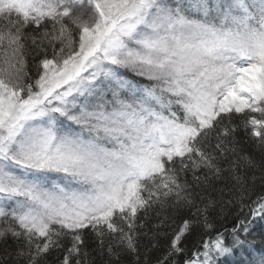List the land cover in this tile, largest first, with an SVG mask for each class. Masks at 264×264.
<instances>
[{
	"label": "snow or ice",
	"instance_id": "1",
	"mask_svg": "<svg viewBox=\"0 0 264 264\" xmlns=\"http://www.w3.org/2000/svg\"><path fill=\"white\" fill-rule=\"evenodd\" d=\"M0 249L264 264V0H0Z\"/></svg>",
	"mask_w": 264,
	"mask_h": 264
},
{
	"label": "trees",
	"instance_id": "2",
	"mask_svg": "<svg viewBox=\"0 0 264 264\" xmlns=\"http://www.w3.org/2000/svg\"><path fill=\"white\" fill-rule=\"evenodd\" d=\"M180 224V220H179V218H177L176 220H175V223H174V225H173V227H176V226H178ZM3 259V256H2V249H0V260H2ZM55 259V256H53V260Z\"/></svg>",
	"mask_w": 264,
	"mask_h": 264
}]
</instances>
